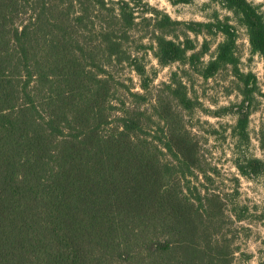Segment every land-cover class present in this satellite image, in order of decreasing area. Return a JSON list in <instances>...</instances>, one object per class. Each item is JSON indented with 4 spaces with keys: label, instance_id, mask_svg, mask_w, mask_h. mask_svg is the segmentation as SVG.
Listing matches in <instances>:
<instances>
[{
    "label": "trees",
    "instance_id": "1",
    "mask_svg": "<svg viewBox=\"0 0 264 264\" xmlns=\"http://www.w3.org/2000/svg\"><path fill=\"white\" fill-rule=\"evenodd\" d=\"M137 1L0 0V264H234L213 229L221 196L192 185L201 164L182 112L195 102L182 83L167 88L183 111L153 96L146 56L131 47ZM219 2L264 58L260 5ZM150 9L160 28L182 24ZM230 18L185 23L222 34L208 62L191 40L164 35L155 56L205 78L231 67L241 94L234 133L248 143L264 91L240 68ZM119 66L138 75L139 90ZM236 166L264 172L257 156Z\"/></svg>",
    "mask_w": 264,
    "mask_h": 264
},
{
    "label": "rangeland",
    "instance_id": "2",
    "mask_svg": "<svg viewBox=\"0 0 264 264\" xmlns=\"http://www.w3.org/2000/svg\"><path fill=\"white\" fill-rule=\"evenodd\" d=\"M250 1L259 4L264 12V0ZM132 6L137 17L131 30V47L134 52L146 56L153 78L152 94L154 92L171 102L167 84L182 83L195 102L192 110L182 112V122L196 143L195 162L201 164L198 178H192V185L203 194L221 196L216 203L220 208L217 209L214 232L234 252V264H264V172L246 177L236 166V162L245 156H257L264 160V98L257 96L249 120L250 141L242 142L234 133L237 118L234 109L241 100V94L231 67L205 78L189 64L172 62L162 65L155 56L156 37L164 35L183 43L191 40L195 51H207L203 60L208 62L215 55L217 45L223 39L222 34H211L206 29L196 33L189 30L185 23L214 20L219 15L222 18L230 16L235 24V15L225 9L219 0H140L132 2ZM150 8L167 13L182 24L160 28L161 15L152 13ZM237 54L240 68L255 73L259 87L264 91V58L252 51L247 30L239 24ZM115 69L127 84L135 86V90L140 89L139 77L134 71L125 66ZM171 104L183 111L174 100Z\"/></svg>",
    "mask_w": 264,
    "mask_h": 264
}]
</instances>
